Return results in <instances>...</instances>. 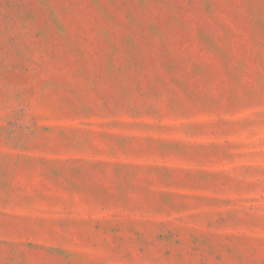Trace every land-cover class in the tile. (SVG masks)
I'll list each match as a JSON object with an SVG mask.
<instances>
[{
    "label": "rangeland",
    "instance_id": "1",
    "mask_svg": "<svg viewBox=\"0 0 264 264\" xmlns=\"http://www.w3.org/2000/svg\"><path fill=\"white\" fill-rule=\"evenodd\" d=\"M0 264H264V0H0Z\"/></svg>",
    "mask_w": 264,
    "mask_h": 264
}]
</instances>
